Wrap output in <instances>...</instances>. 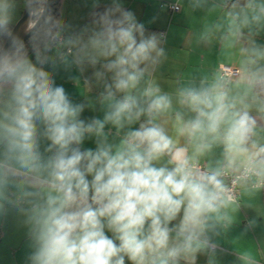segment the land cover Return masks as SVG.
<instances>
[{
	"label": "clouds",
	"instance_id": "obj_1",
	"mask_svg": "<svg viewBox=\"0 0 264 264\" xmlns=\"http://www.w3.org/2000/svg\"><path fill=\"white\" fill-rule=\"evenodd\" d=\"M90 16L77 30L48 0H0V221L25 229L26 264H214L236 190H264V43H241L264 31V0L233 4L200 33L228 58L238 51L236 71L170 90L153 76L163 34L122 0H93ZM61 66L91 68L84 84L98 96L74 102L56 82ZM97 105L102 118H82ZM240 259L259 264L248 251Z\"/></svg>",
	"mask_w": 264,
	"mask_h": 264
},
{
	"label": "crops",
	"instance_id": "obj_2",
	"mask_svg": "<svg viewBox=\"0 0 264 264\" xmlns=\"http://www.w3.org/2000/svg\"><path fill=\"white\" fill-rule=\"evenodd\" d=\"M242 0H209V6L217 5L215 10L207 8L193 11L189 0H122L125 9L133 11L138 22L144 23L148 32L163 34L166 38L162 45L166 58L154 70L153 76L164 90H170L176 84L190 76L219 73L221 65L239 68L238 51L228 58L221 49L218 38L210 43L199 40L205 24L215 22L231 10L233 4ZM93 0H60L59 18H63L73 29H80L91 20ZM110 0H101V8ZM176 4L178 11L167 6ZM23 6L17 9L16 20L22 14ZM249 39L264 43V31L255 37H245L242 44ZM92 69L86 68L81 73L75 66L65 69L63 66L55 70L56 82L65 87L74 102H85L94 99L102 90L95 85L86 87L85 78L91 76ZM93 116L102 118L103 113L96 109L86 108L82 118ZM138 127V125L134 126ZM84 147L95 148L92 140L85 141ZM240 207L235 213V223L230 230L223 232L218 238V249L214 264H243L240 255L246 251L253 253L259 264H264V190L248 197L240 193ZM254 222V227L249 224ZM111 237V233H106ZM5 244H4V243ZM25 229L15 216L10 215L0 221V264H26L28 253ZM206 257H199L198 264H206ZM126 264L129 262L126 260Z\"/></svg>",
	"mask_w": 264,
	"mask_h": 264
},
{
	"label": "water",
	"instance_id": "obj_3",
	"mask_svg": "<svg viewBox=\"0 0 264 264\" xmlns=\"http://www.w3.org/2000/svg\"><path fill=\"white\" fill-rule=\"evenodd\" d=\"M52 2L53 0H48V3L50 6H52ZM23 13H24V10L22 11L20 18L17 20L18 23L16 24V31L21 36V38L27 39L28 34L25 31L26 23H25V17Z\"/></svg>",
	"mask_w": 264,
	"mask_h": 264
},
{
	"label": "built area",
	"instance_id": "obj_4",
	"mask_svg": "<svg viewBox=\"0 0 264 264\" xmlns=\"http://www.w3.org/2000/svg\"><path fill=\"white\" fill-rule=\"evenodd\" d=\"M167 7L172 11H178L179 10V7L176 4H169ZM234 71H236V69H234L228 65H221L219 67V73L228 74V73H232ZM237 192H238V189L236 190V193Z\"/></svg>",
	"mask_w": 264,
	"mask_h": 264
},
{
	"label": "trees",
	"instance_id": "obj_5",
	"mask_svg": "<svg viewBox=\"0 0 264 264\" xmlns=\"http://www.w3.org/2000/svg\"><path fill=\"white\" fill-rule=\"evenodd\" d=\"M59 5H60V0H53L51 6L53 14L56 15L58 18H59Z\"/></svg>",
	"mask_w": 264,
	"mask_h": 264
},
{
	"label": "rangeland",
	"instance_id": "obj_6",
	"mask_svg": "<svg viewBox=\"0 0 264 264\" xmlns=\"http://www.w3.org/2000/svg\"><path fill=\"white\" fill-rule=\"evenodd\" d=\"M4 243V242H3ZM5 244V243H4Z\"/></svg>",
	"mask_w": 264,
	"mask_h": 264
}]
</instances>
